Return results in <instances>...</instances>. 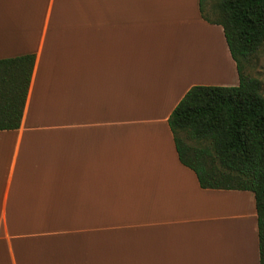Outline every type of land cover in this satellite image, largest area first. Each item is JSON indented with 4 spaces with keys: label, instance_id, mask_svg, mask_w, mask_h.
<instances>
[{
    "label": "crops",
    "instance_id": "0c3cea01",
    "mask_svg": "<svg viewBox=\"0 0 264 264\" xmlns=\"http://www.w3.org/2000/svg\"><path fill=\"white\" fill-rule=\"evenodd\" d=\"M183 1L0 0V60L36 56L0 131V264H260L254 193L201 188L169 126L193 87L240 81Z\"/></svg>",
    "mask_w": 264,
    "mask_h": 264
},
{
    "label": "trees",
    "instance_id": "16d2710c",
    "mask_svg": "<svg viewBox=\"0 0 264 264\" xmlns=\"http://www.w3.org/2000/svg\"><path fill=\"white\" fill-rule=\"evenodd\" d=\"M237 65L239 85L195 86L169 118L181 163L201 188L250 191L258 215L260 264H264V96L245 63L264 44V0H221L217 20ZM36 56L0 60V131L20 128ZM194 141L196 145L186 142Z\"/></svg>",
    "mask_w": 264,
    "mask_h": 264
},
{
    "label": "rangeland",
    "instance_id": "374dc122",
    "mask_svg": "<svg viewBox=\"0 0 264 264\" xmlns=\"http://www.w3.org/2000/svg\"><path fill=\"white\" fill-rule=\"evenodd\" d=\"M183 0H177L178 5H183ZM221 0H205L204 1V13L205 15L212 19V20H217V10L216 8L219 7ZM165 3V2H164ZM173 3V2H172ZM1 27V25H0ZM3 29V27H1ZM236 65V64H235ZM236 69V66H235ZM226 72L223 73L221 70L220 73L218 74V81L214 82L216 85H210V86H225L222 84L223 81L222 77L227 73H229V65L227 66V69L225 67ZM244 74L249 77V78H254L260 81L261 83V94L264 96V44L262 47L259 48V50L254 53L252 56L249 57V59L245 63V69H244ZM222 79V81H220ZM186 142L190 143L191 145H196L194 141H190L189 139H186Z\"/></svg>",
    "mask_w": 264,
    "mask_h": 264
}]
</instances>
